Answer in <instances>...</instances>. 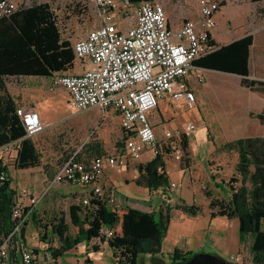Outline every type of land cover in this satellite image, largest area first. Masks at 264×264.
Wrapping results in <instances>:
<instances>
[{
	"label": "built area",
	"instance_id": "1",
	"mask_svg": "<svg viewBox=\"0 0 264 264\" xmlns=\"http://www.w3.org/2000/svg\"><path fill=\"white\" fill-rule=\"evenodd\" d=\"M92 1L99 24L72 43L80 70L54 73L50 89L67 90L69 105L76 110L116 111L126 139L121 150L97 155L89 161L70 157L58 167L46 187L48 190L58 183L77 185L84 193L78 197L77 204L86 208L93 199L114 205L116 191L105 185L102 177L108 170H123L130 160H140L145 150L154 156L169 149L171 157L182 160L180 137L194 132L196 124L187 122L175 132L168 129L158 136L150 121V112L166 94L178 100L186 99L189 106H194L196 94L188 86V77L193 62L217 47L212 42V32L217 27V14L223 0H190L195 1L198 15L184 18L176 28L170 26L161 0L138 1L135 14L122 17L125 28L116 20V11L132 5L133 0ZM28 6L24 0H0V17ZM17 114L28 136L33 137L45 129L36 108L21 104ZM17 146V140L1 145L0 158L10 153L15 161ZM7 177L6 172H1L0 182ZM174 186L176 183L171 181L168 189ZM39 200L28 188L16 189L12 206L15 225L1 240L0 264L12 263V249L19 252L21 264H50L54 257L49 250L50 243L39 241L37 235H33L31 238L39 241L40 248L33 247L24 232ZM169 202L168 197L161 206ZM114 236L116 230L112 227L99 229L92 237V244ZM221 256L232 264H244L241 252Z\"/></svg>",
	"mask_w": 264,
	"mask_h": 264
},
{
	"label": "trees",
	"instance_id": "2",
	"mask_svg": "<svg viewBox=\"0 0 264 264\" xmlns=\"http://www.w3.org/2000/svg\"><path fill=\"white\" fill-rule=\"evenodd\" d=\"M212 42L216 44V49L199 57L194 63L213 70L239 74L242 76V86L264 96V80L249 76L254 35L248 33L225 44H217L215 40ZM75 60L73 44L62 37L57 17L48 2L34 3L11 15L0 17V88H4L3 79L6 76L52 77L56 72L71 71ZM250 115L264 122V111L250 112ZM16 140V168L40 166L42 154L33 137L27 135L26 127L17 114L16 103L11 96L7 101L0 98V146ZM118 144L122 148L124 141H118ZM180 144L184 152L182 160L187 161L188 165V138H180ZM91 146L98 155L104 154L100 142ZM217 151H236L238 160L235 165L236 176L231 177V182L224 179L216 182L227 195L221 199L212 197V215L238 218L239 240L243 244L248 242L252 255L251 264H264V136L231 139L218 145ZM169 157L168 149L164 153L155 154L146 162L138 163L139 175L135 182L150 191L161 188L168 190L171 180L166 171V160ZM76 159L82 161L79 156ZM7 171L5 165H0V173ZM11 180L7 177L0 182V243L12 232L15 225L12 206L16 189L11 186ZM207 195L210 196L211 193ZM91 203L87 208L79 204L70 205L71 222L77 227L75 233L70 231L64 214L56 213L48 224L42 225V241L47 240L50 243L49 250L53 252V256H62L79 243L91 239L99 231L95 219H102L109 227L116 226L114 213L106 201L93 199ZM173 208H178L190 216H196L203 210L201 204L189 203L185 199H180L175 205L168 203L160 206L157 210L127 206L122 215L120 239L130 244L136 254H150L151 264H176L190 259L195 252L179 247L168 253L169 262L159 257ZM31 218L35 220L34 212ZM53 242H57L58 246H53ZM11 255L12 262L14 258L18 261L19 252L16 249L11 250ZM118 264L136 262L121 258Z\"/></svg>",
	"mask_w": 264,
	"mask_h": 264
},
{
	"label": "rangeland",
	"instance_id": "3",
	"mask_svg": "<svg viewBox=\"0 0 264 264\" xmlns=\"http://www.w3.org/2000/svg\"><path fill=\"white\" fill-rule=\"evenodd\" d=\"M164 3L170 24L178 25L186 17H193L192 15H183L186 10L192 11L196 14L197 5L195 1L190 0H161ZM27 5L34 3L48 2L53 9L59 24L62 37L70 40L72 43L83 36L86 32L99 24L97 18V8L92 0H24ZM133 1L132 5L127 8L116 11V20L123 21L122 17L127 15H134L136 3ZM194 14V15H195ZM127 25L122 22L121 27L125 28ZM217 30L221 32L219 42L225 43L242 34L252 33L254 35V44L252 46V74L264 78V0H223L222 6L218 15ZM260 57V58H259ZM79 63L76 59L74 69H78ZM218 73V74H217ZM229 74L217 71H209L206 77L207 86L202 95V103L197 96L193 107L181 101L174 114V120L169 122V126L174 132L182 128V118L184 112L190 116L200 119V114L203 115L207 121L206 131L210 139L217 140L219 143L227 140L233 135L232 126L235 128L240 125H245V117H247L251 102L254 100V94L248 89L239 90V85L236 81L230 79ZM204 80L203 73H197ZM228 89V96L220 98L218 91ZM54 95L58 97L59 115L55 116L52 121L45 123V129L39 134L33 136L37 147L42 154V163L37 168L26 169H12L13 184L15 189L22 187L30 189L34 194L40 197L39 202L35 206V220L30 218L29 224L26 225L24 232L28 235L30 245L37 247L39 241H42L43 224H48L56 213L64 214L70 231L75 233L77 227L71 222L70 205L77 204L78 197L84 193L79 191L77 185L71 183L53 184L48 190L47 185L51 181L55 171L58 167L70 157H80L82 161H89L95 155H98L95 148L91 145L95 142H100L102 146V153H111L121 148L118 141L123 142L125 133L121 127V120L119 115L112 110H103L100 108H92L85 110H76L69 105V97L67 91L63 87H59ZM240 98L246 99L248 106L243 108L239 105ZM199 103V104H198ZM200 107L199 111L194 110L196 106ZM193 109V110H192ZM61 112V113H60ZM193 122L199 127V121L192 119L185 122ZM180 123V124H179ZM179 124V126H178ZM196 128V130H197ZM196 130L190 135L186 136L188 140L192 139ZM159 135L163 131L156 128ZM260 132H264V126H260ZM181 136L180 138H182ZM201 151L207 150V144L201 145ZM12 155L10 153L7 154ZM7 156V157H8ZM145 160V159H144ZM142 160V161H144ZM226 164H218L213 162V175L217 179H225L231 182L230 179L236 176L234 168L233 155L228 154L225 157ZM11 162H13L11 160ZM141 161H136L135 165ZM187 161L182 160V165H186ZM191 157L189 156V161ZM14 163H11L13 166ZM129 168V165L127 166ZM117 171V170H115ZM122 171V170H121ZM119 172V171H118ZM43 173L48 176L44 178ZM44 178V179H43ZM204 178L200 179L201 183ZM111 187V186H110ZM14 188V187H13ZM216 191V190H214ZM162 192H156L158 195ZM201 200V197H199ZM177 201H174L176 203ZM113 211L116 224L118 225L123 212L125 211V204L116 202L114 205H109ZM172 212H175L172 210ZM177 214L174 215L176 217ZM95 224L102 229L106 223L102 219H95ZM50 227V226H49ZM42 229V230H41ZM37 235V239L33 240L31 236ZM120 232H116L114 239H117ZM238 235L237 227L232 228L227 234V238L232 241V236ZM128 244V243H126ZM126 247V252L129 256H123L129 262H134L135 256L133 249L130 246ZM53 246H57L53 242ZM51 251V250H50ZM243 255L244 264L252 263V255L249 250L248 242L242 247L240 251ZM55 258V259H54ZM104 262H108V257L104 256ZM61 260L64 262L65 257L62 255ZM143 260V264L146 263ZM59 257L54 256L50 264L59 263ZM81 264H88V260Z\"/></svg>",
	"mask_w": 264,
	"mask_h": 264
},
{
	"label": "crops",
	"instance_id": "4",
	"mask_svg": "<svg viewBox=\"0 0 264 264\" xmlns=\"http://www.w3.org/2000/svg\"><path fill=\"white\" fill-rule=\"evenodd\" d=\"M219 12L217 14V21ZM182 14L186 16H193L189 18H194L198 15L197 12L195 14L191 10H186ZM178 25H173L172 23L170 24V26L173 28H176ZM246 34H242L237 38H240ZM220 35L221 32L218 31L216 27L212 32V37L217 44H225L232 41L220 43ZM250 64V78L264 80V78L260 76H254L252 74L251 56ZM79 70L80 65L78 69L75 70L73 68L71 71ZM212 70L213 69L202 67L193 62V66L188 77V86L195 92L196 97L198 96L200 98V104L198 103L199 105L202 103V95L204 89L207 86L205 81L207 74H209V71ZM213 71L222 72L218 70ZM197 73H203L204 80H202L200 76H197ZM223 73L229 74V77L234 76L230 77V79L236 81V85H239V90L248 89L254 94V100L251 102V107L248 110L247 117H245V125L242 124L235 128L232 126L231 130L234 133L225 141L246 136H264V132H260V126H264V122L260 121L259 118L250 115V112L259 113L264 111V96L258 92L250 90L245 86H242L241 75L228 72ZM3 84L4 88H0V98H2V100L7 101L11 96L17 107L21 104H24L36 108L45 123H49L55 116L59 115V98L54 95V92L58 88L55 90L50 89L51 77L37 75H10L4 77ZM228 92L229 90L225 88L218 91L220 98H226L228 96ZM181 101H185V104H187L186 99H175L172 94H166L160 99L157 108L150 112V121L153 124L155 130L157 128L164 132V130L173 129L169 126V122L175 119L173 115L176 114V109H178V105L181 103ZM238 102L241 108L248 106V103H246V99L244 98H240ZM199 105L196 106L194 110L199 111ZM183 115L184 116L181 121L183 125L187 123L185 120L190 121L192 118L199 121V127L192 136L193 138L189 140V156L191 157V162H188V165L183 166L182 160L176 159L174 157H169L166 160V171L170 177V180L174 181L176 186L168 190L158 189L150 191L148 188L138 185L135 182V179L139 175L137 164L135 165V162H146L150 160L153 155L149 150H145L142 153L140 160H130L128 163L129 168L126 167L119 172L115 170L106 171L102 177V182L109 187L111 186V188L116 191V201L125 204L126 207L132 206L142 210H157L168 197L170 205H175L180 201V199H185L189 203L196 202L202 205V212L196 216L185 214L178 208L172 209L175 212H172L168 231L163 240L162 256L159 255V257L163 258L166 262L170 261L168 253L172 252L175 247H179L184 250H191L193 252H213L218 255L240 253L242 247L245 244L240 243L239 240V219L236 217L228 218L225 215L214 216L212 215L213 209L210 208V201L212 197L221 199L227 195L225 190L216 184V182L218 183L222 179L219 180L216 178V175H213L211 164L216 162L224 166L226 164L225 157L228 154H232L235 168L236 162L238 160V153L236 151H233L232 153H228L226 151H217L218 145L225 141L219 143L217 140L215 141L214 139L209 138L208 132L206 131V126L208 123L203 115L200 114V119L190 116L187 112H184ZM205 143L207 144V150L201 151L200 147ZM7 156L8 155H6L3 159L0 158V165H5L7 167L8 177L13 179L12 169H16L15 161L11 155L8 157ZM11 160L13 162H11ZM11 163H14L13 166ZM43 175L45 179H47L49 176L46 173H43ZM201 178H204V183L200 182ZM238 184H240V182ZM11 186L15 188L12 180ZM79 191H81L80 188ZM158 191L162 193H157L158 195H155ZM207 193H211V195L208 196ZM198 196L201 197V200H199ZM174 201L177 202L174 203ZM175 214H177L176 217H174ZM236 227L238 230V235L232 236L231 241L229 238H227V234L232 228L235 229ZM104 228H109V226L106 225ZM112 228H114L116 232H120V235L117 239H114V236L97 244H92V238L83 241L72 249L68 250L63 255L65 257L64 262L61 260L62 256H56L59 257L60 261L57 264H81L86 260H88V264H118V260L121 259L120 257L129 256L126 252V243L120 239L122 230V217L119 224H116V226ZM126 245L130 246L128 244ZM36 246V248H40L39 244ZM131 248L133 249L132 246ZM133 254L135 256L136 264H143V260L145 259L147 260L144 264H151L152 257L150 254H136L134 251ZM104 256L108 257V262H104ZM13 261L14 262L11 264H21L19 255L18 261H15V258Z\"/></svg>",
	"mask_w": 264,
	"mask_h": 264
},
{
	"label": "water",
	"instance_id": "5",
	"mask_svg": "<svg viewBox=\"0 0 264 264\" xmlns=\"http://www.w3.org/2000/svg\"><path fill=\"white\" fill-rule=\"evenodd\" d=\"M176 264H232L221 255L213 252L198 251L188 259L179 261Z\"/></svg>",
	"mask_w": 264,
	"mask_h": 264
}]
</instances>
